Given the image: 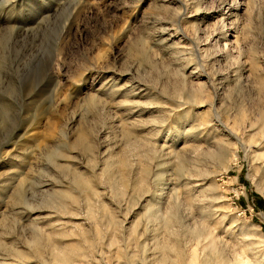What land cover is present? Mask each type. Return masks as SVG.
Wrapping results in <instances>:
<instances>
[{"label":"rangeland","instance_id":"rangeland-1","mask_svg":"<svg viewBox=\"0 0 264 264\" xmlns=\"http://www.w3.org/2000/svg\"><path fill=\"white\" fill-rule=\"evenodd\" d=\"M264 0H0V264H264Z\"/></svg>","mask_w":264,"mask_h":264},{"label":"trees","instance_id":"trees-1","mask_svg":"<svg viewBox=\"0 0 264 264\" xmlns=\"http://www.w3.org/2000/svg\"><path fill=\"white\" fill-rule=\"evenodd\" d=\"M262 202V201H261ZM262 203H264V202H262Z\"/></svg>","mask_w":264,"mask_h":264}]
</instances>
